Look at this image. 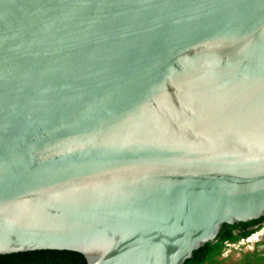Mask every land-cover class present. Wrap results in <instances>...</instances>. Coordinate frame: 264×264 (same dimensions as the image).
Returning a JSON list of instances; mask_svg holds the SVG:
<instances>
[{"label":"water","instance_id":"obj_1","mask_svg":"<svg viewBox=\"0 0 264 264\" xmlns=\"http://www.w3.org/2000/svg\"><path fill=\"white\" fill-rule=\"evenodd\" d=\"M264 218V0H0V256L185 264Z\"/></svg>","mask_w":264,"mask_h":264},{"label":"rangeland","instance_id":"obj_2","mask_svg":"<svg viewBox=\"0 0 264 264\" xmlns=\"http://www.w3.org/2000/svg\"><path fill=\"white\" fill-rule=\"evenodd\" d=\"M264 229V223L242 234L237 229H229L211 247L208 257L200 264H264V236L259 242L248 240Z\"/></svg>","mask_w":264,"mask_h":264},{"label":"trees","instance_id":"obj_3","mask_svg":"<svg viewBox=\"0 0 264 264\" xmlns=\"http://www.w3.org/2000/svg\"><path fill=\"white\" fill-rule=\"evenodd\" d=\"M264 223V218L247 224H239L233 227L225 225L219 238L229 229H237L242 234L249 233V229ZM212 244H206L203 248L195 251L194 257L185 264H200L209 255ZM0 264H87L86 258L77 252L71 251H35L11 255H1Z\"/></svg>","mask_w":264,"mask_h":264},{"label":"bare ground","instance_id":"obj_4","mask_svg":"<svg viewBox=\"0 0 264 264\" xmlns=\"http://www.w3.org/2000/svg\"><path fill=\"white\" fill-rule=\"evenodd\" d=\"M262 236H264V229H263L261 232L254 234V235L248 240V242H250V243L259 242V240H260V238H261Z\"/></svg>","mask_w":264,"mask_h":264}]
</instances>
